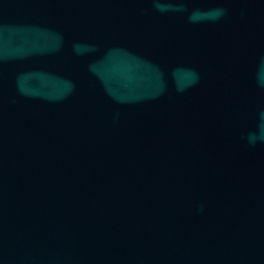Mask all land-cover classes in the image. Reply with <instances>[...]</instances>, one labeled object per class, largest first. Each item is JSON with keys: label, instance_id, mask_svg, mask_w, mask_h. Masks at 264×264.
Masks as SVG:
<instances>
[{"label": "water", "instance_id": "1", "mask_svg": "<svg viewBox=\"0 0 264 264\" xmlns=\"http://www.w3.org/2000/svg\"><path fill=\"white\" fill-rule=\"evenodd\" d=\"M0 264H264V0H0Z\"/></svg>", "mask_w": 264, "mask_h": 264}]
</instances>
